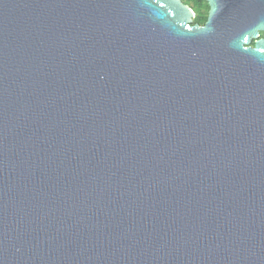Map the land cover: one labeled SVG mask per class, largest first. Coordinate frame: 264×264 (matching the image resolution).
I'll list each match as a JSON object with an SVG mask.
<instances>
[{
  "label": "water",
  "instance_id": "1",
  "mask_svg": "<svg viewBox=\"0 0 264 264\" xmlns=\"http://www.w3.org/2000/svg\"><path fill=\"white\" fill-rule=\"evenodd\" d=\"M205 1L0 0V264H264V0Z\"/></svg>",
  "mask_w": 264,
  "mask_h": 264
},
{
  "label": "trees",
  "instance_id": "2",
  "mask_svg": "<svg viewBox=\"0 0 264 264\" xmlns=\"http://www.w3.org/2000/svg\"><path fill=\"white\" fill-rule=\"evenodd\" d=\"M182 2L194 11L195 17L192 21V24H198L199 26L203 25L208 11V5L205 0H182ZM260 36H264L263 33ZM253 44H251L252 46Z\"/></svg>",
  "mask_w": 264,
  "mask_h": 264
},
{
  "label": "flooded vegetation",
  "instance_id": "3",
  "mask_svg": "<svg viewBox=\"0 0 264 264\" xmlns=\"http://www.w3.org/2000/svg\"><path fill=\"white\" fill-rule=\"evenodd\" d=\"M195 17V16H194ZM207 17V16H206ZM194 19V18H193ZM202 26V25H201ZM261 34V33H260ZM260 37H264V36H260Z\"/></svg>",
  "mask_w": 264,
  "mask_h": 264
}]
</instances>
